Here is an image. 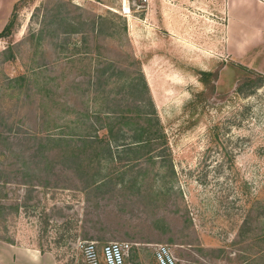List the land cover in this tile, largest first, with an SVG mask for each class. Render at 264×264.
<instances>
[{"label": "rangeland", "instance_id": "374dc122", "mask_svg": "<svg viewBox=\"0 0 264 264\" xmlns=\"http://www.w3.org/2000/svg\"><path fill=\"white\" fill-rule=\"evenodd\" d=\"M11 11L0 36V264H85L89 240L131 243L126 264L154 261L155 243L180 264H264V73L249 65L264 66V43L238 34L227 0H0V29ZM138 69L174 174L156 155L129 165L117 155L133 153L113 141L88 159L93 146L76 140L106 136L114 108L135 112ZM200 69L217 72L213 91ZM60 132L72 140L40 155L33 134ZM64 148L88 172L102 164L100 185L84 188L83 166L49 163Z\"/></svg>", "mask_w": 264, "mask_h": 264}, {"label": "trees", "instance_id": "16d2710c", "mask_svg": "<svg viewBox=\"0 0 264 264\" xmlns=\"http://www.w3.org/2000/svg\"><path fill=\"white\" fill-rule=\"evenodd\" d=\"M14 15L15 14H13L11 11L10 17L0 29V36L6 35L10 32L11 26L14 22ZM199 72L200 80L206 85V90L209 92L213 91L215 89V84H209L210 76H217V72L211 69H200ZM15 79H20V84L22 85L27 77L24 74L18 75V77L16 78H8L7 83L10 84L11 81ZM28 80H30L29 77ZM258 80H249L248 85L250 86L252 83L259 84L260 81ZM10 86L15 88L14 84H10ZM18 87L20 88V85ZM240 88L241 87L239 86L238 89ZM128 91L133 95L135 101L134 105L136 106L135 112L132 115L126 113L125 109L118 110L114 108V110L112 111V116H106L108 119L109 117H111L108 123H106V136L99 137L97 134L85 133L83 135H80L79 137H76V140L81 141L83 144L88 143L93 146L88 154V159L97 158L98 161H101L102 155L99 156V153L107 149L110 151V142L113 141L115 148H117V151H123L122 153L126 154L133 153V155H120V153H118L117 155L118 159H122L123 157L127 159V163H129V165H131L138 158L141 159V156L143 155H145L146 159L151 160H154V156L156 155L159 158L160 163L170 167V173L174 174L175 170L173 168V163L170 155L168 139L163 129L162 123L160 122L159 116L156 112L152 98L148 94L145 95L146 92L148 93V85L146 79L144 78L142 70L138 69L137 74H133L130 76L128 82ZM1 119L3 120V124L6 126L7 123L5 124V118L1 116ZM9 126V128H11V124H9ZM52 127L54 128L56 127V125H52ZM35 135L36 133L33 134V138L37 139L36 150L40 155L42 154L43 148L48 147L47 142H56V144H59L63 141L69 142L70 140H72V137L67 136V134L63 132H60V135ZM28 137L30 136L28 135ZM62 152L63 153L60 155L59 159L50 160L49 163H55L59 160H62L63 162L70 161L76 166H83L86 169V175H88V177H93L92 180H87L88 178L86 179V186L84 185V188H87L94 183L100 185L97 182L101 180V176L106 175H102L101 163L95 164L92 168V170L94 171L88 172L90 168L86 167H91L92 163L84 162L85 157H82L79 152H75L74 148L71 149L70 153H67L65 148L64 150H62ZM39 154L37 156H40ZM107 154L109 155V153ZM111 156H113L112 152ZM45 165L39 167H44ZM17 207V204L10 205V208L16 209ZM4 208L5 205L3 203H0V216L2 215V213H4Z\"/></svg>", "mask_w": 264, "mask_h": 264}, {"label": "built area", "instance_id": "2783aa9c", "mask_svg": "<svg viewBox=\"0 0 264 264\" xmlns=\"http://www.w3.org/2000/svg\"><path fill=\"white\" fill-rule=\"evenodd\" d=\"M130 246L129 242L117 240H109L101 245L94 240L80 243L85 264H126L125 254ZM153 255L154 261L149 264H180L178 257L166 243H155Z\"/></svg>", "mask_w": 264, "mask_h": 264}, {"label": "crops", "instance_id": "0c3cea01", "mask_svg": "<svg viewBox=\"0 0 264 264\" xmlns=\"http://www.w3.org/2000/svg\"><path fill=\"white\" fill-rule=\"evenodd\" d=\"M250 5H252L253 8H251ZM227 13L228 20H230L229 23L231 24L233 22V27L237 29L239 27L238 34H240V31H242L241 27H243L246 31L249 29V37L257 38L260 34V37L263 38L264 43V24L261 22L264 21V0H227ZM254 20L255 25L253 26L254 28H252L249 25H251L250 23ZM231 35V31H228L226 34L228 39ZM236 36L238 37V35ZM241 37L242 33L238 39L240 43H242L240 40ZM241 55L242 51H239L238 60L244 61V59H240L242 57ZM249 62V65H251L252 68L254 67V69L264 73V66H254L251 61ZM128 264H131V262L129 261Z\"/></svg>", "mask_w": 264, "mask_h": 264}]
</instances>
